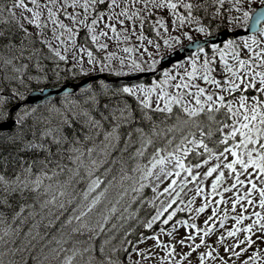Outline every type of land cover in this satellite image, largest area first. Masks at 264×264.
Here are the masks:
<instances>
[{"label":"snow or ice","instance_id":"6c2138e0","mask_svg":"<svg viewBox=\"0 0 264 264\" xmlns=\"http://www.w3.org/2000/svg\"><path fill=\"white\" fill-rule=\"evenodd\" d=\"M0 264H264V0H0Z\"/></svg>","mask_w":264,"mask_h":264},{"label":"rangeland","instance_id":"374dc122","mask_svg":"<svg viewBox=\"0 0 264 264\" xmlns=\"http://www.w3.org/2000/svg\"><path fill=\"white\" fill-rule=\"evenodd\" d=\"M250 3L252 4L253 7H256L259 5V0H250Z\"/></svg>","mask_w":264,"mask_h":264},{"label":"water","instance_id":"95a60500","mask_svg":"<svg viewBox=\"0 0 264 264\" xmlns=\"http://www.w3.org/2000/svg\"><path fill=\"white\" fill-rule=\"evenodd\" d=\"M257 7H258V6H257ZM238 32H239L240 34H247L246 30L242 31V30L239 29ZM141 79H144V77L141 76ZM53 94H55V93H53Z\"/></svg>","mask_w":264,"mask_h":264}]
</instances>
